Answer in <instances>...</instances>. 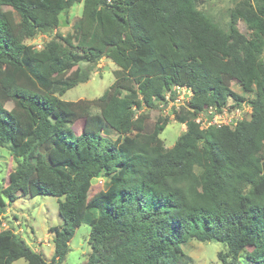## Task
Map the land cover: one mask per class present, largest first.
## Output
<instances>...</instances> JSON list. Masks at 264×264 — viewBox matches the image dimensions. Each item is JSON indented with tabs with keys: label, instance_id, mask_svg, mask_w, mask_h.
<instances>
[{
	"label": "trees",
	"instance_id": "obj_1",
	"mask_svg": "<svg viewBox=\"0 0 264 264\" xmlns=\"http://www.w3.org/2000/svg\"><path fill=\"white\" fill-rule=\"evenodd\" d=\"M205 3L0 0V147L18 163L0 189V226L21 196L56 197L62 219L49 230L50 261L3 230L0 264H63L81 226L90 227L85 264H190L183 247L191 239L223 243L222 264H264V0L238 3L227 29L199 10ZM77 4L71 34L42 50L25 43L54 33ZM104 58L118 69L100 98L60 99ZM175 87L193 96L174 109L186 130L166 148L160 136L169 119L150 122L147 111L174 101ZM244 104L250 119L233 128L196 122L210 108L215 115ZM80 119L86 130L76 135ZM100 178L103 191L90 197Z\"/></svg>",
	"mask_w": 264,
	"mask_h": 264
},
{
	"label": "rangeland",
	"instance_id": "obj_2",
	"mask_svg": "<svg viewBox=\"0 0 264 264\" xmlns=\"http://www.w3.org/2000/svg\"><path fill=\"white\" fill-rule=\"evenodd\" d=\"M242 0H206V3L199 8L221 29H227L230 23V12ZM82 4L75 5L66 13H62L60 17L59 28L50 35L38 34L33 38L26 40V44L37 50H42L51 41L57 40L60 35L67 36L73 32L76 21L81 17ZM239 31L248 36L246 25L239 21L237 23ZM64 48H68L65 43L61 42ZM68 51V50H66ZM262 58L264 59V53ZM86 64H82L75 68V72H81L86 68ZM90 80L86 83L78 85L76 88L67 92L65 96L60 98L63 101H79V100H95L100 98L106 90L114 82V72L118 67L109 59H102L98 64L92 67ZM232 89L237 94L243 95L240 86L233 83ZM251 98L250 95H247ZM2 105L5 109L11 110L13 102L8 97H3ZM240 115L237 121L249 120L251 109L248 104L242 105L239 109ZM174 107L171 104L155 110H148L150 122H155L160 116L167 117L169 124L162 132L160 138L164 142L166 148L175 145L178 137L186 130L185 125H181L174 121ZM97 108H93L92 113H98ZM231 116V115H229ZM56 119H54L55 122ZM228 122V118L225 119ZM86 120H78L73 124V131L76 135H80L86 130ZM233 126V124H231ZM107 135V133H104ZM111 140H116V135H110ZM264 156V152H263ZM18 166L17 161L11 155L8 148L0 147V189L7 187L10 174ZM105 178L93 181L90 197L100 193L104 189ZM62 219L58 212V199L53 196L39 195L31 198L30 196H21L14 203L7 207L6 214L3 216L0 231L11 230L20 239L35 252L41 253L48 261L51 260L54 252V235L50 233V228L60 226ZM90 227L81 226L76 229L75 235L69 244V253L63 264H85L92 251L89 245ZM185 253L192 259L190 264H222L218 255L221 252L223 257L227 255V248L220 242L201 243L197 240H189L184 245ZM251 248V247H250ZM14 264H26L24 260H19ZM244 264V263H240Z\"/></svg>",
	"mask_w": 264,
	"mask_h": 264
},
{
	"label": "built area",
	"instance_id": "obj_3",
	"mask_svg": "<svg viewBox=\"0 0 264 264\" xmlns=\"http://www.w3.org/2000/svg\"><path fill=\"white\" fill-rule=\"evenodd\" d=\"M174 92L176 96L175 100L170 101L169 104H171L172 107H174V109L178 111L181 107L188 105V103L191 101L193 93L186 87H175ZM167 100H169V97ZM207 114L208 115H206L205 113H199L196 117V122L200 124L202 128H208L209 126H228L230 128H233L239 122L236 120V118L239 117L240 110L224 109L221 113H216L215 115H213L214 109L210 108L207 111ZM211 115H213L212 119L210 118ZM226 117L228 118V122L225 121ZM231 124H233V126H231Z\"/></svg>",
	"mask_w": 264,
	"mask_h": 264
}]
</instances>
